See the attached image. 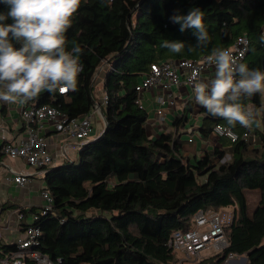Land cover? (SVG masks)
<instances>
[{"label":"trees","instance_id":"1","mask_svg":"<svg viewBox=\"0 0 264 264\" xmlns=\"http://www.w3.org/2000/svg\"><path fill=\"white\" fill-rule=\"evenodd\" d=\"M193 7L204 13L210 36L206 48H188L197 43L193 30L181 32L170 20L177 10L186 15ZM6 11L0 3V12ZM242 34L251 41L243 63L264 71V0H81L65 34L66 50L82 49L77 89L65 94L44 91L33 101L53 105L70 117L88 113L94 100H101L93 93L100 75L92 82L108 59L113 68L102 72L101 84L108 94L103 106L108 125L79 151L78 159L45 175L54 204L39 220L41 251L58 264H164L176 259L167 244L174 230L190 228L199 209L227 207L239 213L227 226L224 255L246 253L247 264H264V113L256 143L252 138L220 137L228 150L206 149L191 159L183 153L181 137L192 105L176 116L172 131L152 137L146 128L149 114L140 106L136 89L151 64L198 59L230 46ZM165 40H179L186 47L173 53L162 47ZM242 102L264 105L260 94ZM202 111L205 138L215 124L227 125ZM232 128L241 135L245 130L239 124ZM249 189L260 191L253 210ZM14 248L0 241L1 256Z\"/></svg>","mask_w":264,"mask_h":264},{"label":"built area","instance_id":"2","mask_svg":"<svg viewBox=\"0 0 264 264\" xmlns=\"http://www.w3.org/2000/svg\"><path fill=\"white\" fill-rule=\"evenodd\" d=\"M250 46L249 36L242 34L226 48L230 49L234 55L242 56L243 62ZM209 55L211 54L198 59H168L151 64V69L143 75L136 86L140 106L143 108L141 95L144 90L160 87L164 91H171L185 84L194 92V83L197 79L208 81L213 78L215 66L207 63L206 57ZM108 68H113V65L106 59L94 75L95 82L98 76ZM100 98V101L95 100L91 111L78 117H70L50 104L38 105L35 101H29L21 105L20 113L26 131L19 136L5 138L0 144V166L5 168L6 181L25 186L33 181L32 174H45L52 167L72 161L75 153L95 140L94 119L100 116L104 121L102 110L108 103V94L105 90H102ZM168 101L174 103L173 99L159 97L160 105L155 115L160 123L166 119L165 107ZM221 125L228 128L227 125L215 124L212 133L217 137H227L232 141L240 137L251 138L252 128H244L242 135L235 129L229 128L236 137L233 140L228 132L216 131ZM262 130L264 131V123ZM192 140L191 136L189 141ZM16 159L22 160L32 171L17 169L8 163L9 160ZM39 193L43 203L38 209L16 207L4 210L0 202V224H3L6 230L15 229L18 232L12 242L15 248L4 256L0 255L1 263L58 264L38 248L43 234L39 220L53 209L54 204V198L46 186L40 187ZM238 213V208L199 209L194 214L190 228L176 229L171 233L167 244L176 259L164 264H247L249 258L246 253L231 252L224 255L225 249L229 246L227 226L233 222Z\"/></svg>","mask_w":264,"mask_h":264},{"label":"clouds","instance_id":"3","mask_svg":"<svg viewBox=\"0 0 264 264\" xmlns=\"http://www.w3.org/2000/svg\"><path fill=\"white\" fill-rule=\"evenodd\" d=\"M110 4L111 0H107ZM7 7L0 12V101L25 105L47 91L65 94L77 89L78 75L83 71L79 60L82 49L75 46L66 50V32L81 6V0H0ZM11 23H7V21ZM184 32L193 30L196 45L206 48L210 43L204 13L193 7L186 15L179 10L170 17ZM264 43V34L260 36ZM14 42L19 47L14 46ZM163 48L180 53L186 47L179 40H165ZM215 66V75L208 81L194 83L196 103L212 117L226 121L228 128L218 126V133L228 132L237 124L251 129L259 125L264 105L257 107L243 103L242 98L264 96V71L249 68L230 49L214 48L206 57Z\"/></svg>","mask_w":264,"mask_h":264},{"label":"crops","instance_id":"4","mask_svg":"<svg viewBox=\"0 0 264 264\" xmlns=\"http://www.w3.org/2000/svg\"><path fill=\"white\" fill-rule=\"evenodd\" d=\"M101 89V93H102ZM159 97H166L167 99H173L174 103L167 102L166 119L164 122H159L156 118V109L159 107ZM141 102L143 108L149 114L146 128L150 136L156 137L165 131H172L174 129V120L177 115H183L188 107L192 105V110L188 112V121L185 127L182 129L183 153L188 155L191 159L199 157L204 154V150H215L217 148H229L220 142L221 138L217 137L214 133H211L208 138H205L201 131L200 126L205 113L202 111L195 101L193 90L183 84L179 87L173 88L171 91H164L160 87L144 90L141 95ZM21 105L19 104H7L0 101V144L3 139L11 138L13 135H20L24 133L25 126L21 118ZM261 120V116L258 118ZM259 125L253 124L251 129V140L256 143L258 140ZM105 129V121L101 120L100 116L94 119V138L99 137ZM187 134L186 138L183 137ZM193 137L190 142L189 138ZM79 152L75 153L74 159H78ZM228 156V155H226ZM8 163L17 169H25L32 171L31 168L25 164L22 160H9ZM5 168L0 166V202L4 210L12 209L16 207L35 208L43 203V199L40 196L39 188L45 187V174L37 173L32 174V182L25 186H18L14 183H8L5 179ZM3 215V214H2ZM1 215V216H2ZM14 223V221H13ZM16 223V221H15ZM18 232L15 229L12 231L3 228V224H0V241L6 244H12L14 242Z\"/></svg>","mask_w":264,"mask_h":264},{"label":"rangeland","instance_id":"5","mask_svg":"<svg viewBox=\"0 0 264 264\" xmlns=\"http://www.w3.org/2000/svg\"><path fill=\"white\" fill-rule=\"evenodd\" d=\"M161 62V61H160ZM103 77V74L101 73L97 82L95 83V87H94V90H93V93L95 94V96H98L100 97L102 95V93L100 92L102 87H101V84H102V79ZM263 100H264V96H263ZM187 134H184L183 137L186 138ZM227 140V139H226ZM224 146L225 148L228 147L229 145L227 144V142L225 141V138L221 139L220 141ZM215 150H219V148L215 149ZM226 158H230V156H226ZM247 197H248V204H249V208L250 210H253L257 207L258 205V202H259V199H260V191L258 189H249L247 190ZM92 213H95V211H90V214Z\"/></svg>","mask_w":264,"mask_h":264},{"label":"water","instance_id":"6","mask_svg":"<svg viewBox=\"0 0 264 264\" xmlns=\"http://www.w3.org/2000/svg\"><path fill=\"white\" fill-rule=\"evenodd\" d=\"M97 76V75H96ZM95 78L96 77H94V79H93V82H92V84L95 82ZM95 101V100H94ZM102 115H103V119H104V121H105V129H106V127H107V125H108V120H107V118H106V116H105V114H104V111L102 110ZM104 129V130H105ZM104 132V131H103ZM102 135V134H101ZM47 174V172L45 173V175Z\"/></svg>","mask_w":264,"mask_h":264}]
</instances>
